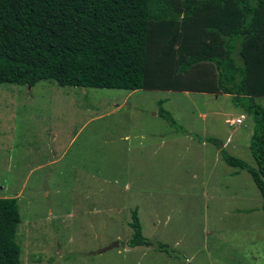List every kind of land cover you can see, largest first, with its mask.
I'll return each instance as SVG.
<instances>
[{"label": "rangeland", "instance_id": "374dc122", "mask_svg": "<svg viewBox=\"0 0 264 264\" xmlns=\"http://www.w3.org/2000/svg\"><path fill=\"white\" fill-rule=\"evenodd\" d=\"M252 128L228 94L0 83V198L18 205L20 264H264L257 186L197 139L253 164ZM134 208L154 245L124 244Z\"/></svg>", "mask_w": 264, "mask_h": 264}, {"label": "trees", "instance_id": "16d2710c", "mask_svg": "<svg viewBox=\"0 0 264 264\" xmlns=\"http://www.w3.org/2000/svg\"><path fill=\"white\" fill-rule=\"evenodd\" d=\"M42 80L231 95L253 120V164L213 136L197 139L249 173L264 210V109L255 102L264 97V0H0V83ZM157 112L184 131L169 111ZM19 222L15 198H0V264H20ZM130 226L125 245L155 244L143 236L136 208ZM157 249L169 252L162 243Z\"/></svg>", "mask_w": 264, "mask_h": 264}, {"label": "water", "instance_id": "95a60500", "mask_svg": "<svg viewBox=\"0 0 264 264\" xmlns=\"http://www.w3.org/2000/svg\"><path fill=\"white\" fill-rule=\"evenodd\" d=\"M119 245V241H114L112 244H110L109 246H105L104 248L100 249L99 252H103L106 251L108 249L113 248L114 246H118Z\"/></svg>", "mask_w": 264, "mask_h": 264}, {"label": "built area", "instance_id": "2783aa9c", "mask_svg": "<svg viewBox=\"0 0 264 264\" xmlns=\"http://www.w3.org/2000/svg\"><path fill=\"white\" fill-rule=\"evenodd\" d=\"M242 117H243V116H240L239 118H236V119L230 120L229 123H230V124H239V123L242 121Z\"/></svg>", "mask_w": 264, "mask_h": 264}, {"label": "clouds", "instance_id": "9594fccd", "mask_svg": "<svg viewBox=\"0 0 264 264\" xmlns=\"http://www.w3.org/2000/svg\"><path fill=\"white\" fill-rule=\"evenodd\" d=\"M240 116H243V117H242V120H243V119H244V115H240ZM240 116H239V117H240ZM239 117H237V118H239ZM233 119H236V118L226 119V123H228L229 125H235V124H230V123H229V121H230V120H233ZM240 123H242V121H241ZM240 123H239V124H240Z\"/></svg>", "mask_w": 264, "mask_h": 264}, {"label": "crops", "instance_id": "0c3cea01", "mask_svg": "<svg viewBox=\"0 0 264 264\" xmlns=\"http://www.w3.org/2000/svg\"><path fill=\"white\" fill-rule=\"evenodd\" d=\"M214 95H219V94H214ZM240 115H242V114H240ZM239 117V116H238ZM237 118V117H236Z\"/></svg>", "mask_w": 264, "mask_h": 264}]
</instances>
